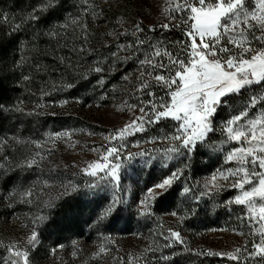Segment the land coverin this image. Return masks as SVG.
I'll use <instances>...</instances> for the list:
<instances>
[{
    "label": "rangeland",
    "instance_id": "1",
    "mask_svg": "<svg viewBox=\"0 0 264 264\" xmlns=\"http://www.w3.org/2000/svg\"><path fill=\"white\" fill-rule=\"evenodd\" d=\"M18 1L0 4V42L2 37H18L9 61L18 91L0 106V142L6 141L0 146V264H12L15 259L10 245L27 250L29 264H264V253L252 255L257 252L254 245L260 241L264 221L250 218L244 205L228 203L238 194L231 178L217 180L223 185L219 190L207 192L205 187L218 170L236 166L235 161L225 163L224 156L238 145L223 143L219 129L246 101L224 107L226 111L214 125L213 141L209 142V133L203 144L197 143L190 161L185 156L163 159L160 150L169 146L163 138L175 130L171 119L145 123L143 131L130 129L123 136L116 135L141 116V107L149 110V101L167 100L168 89L148 75L166 73L167 67L153 70L140 61L152 53L153 45L185 58L182 45L174 54L171 45L155 34L165 29L162 24L175 33L184 32L186 13L172 11L170 0ZM245 4L252 10L257 0H245ZM169 15L175 19L169 20ZM16 25L20 27L14 30ZM137 25L142 31H137ZM250 42L253 48L264 47L251 37ZM157 61L168 65L165 56ZM97 66L103 71H92ZM142 81L149 87L141 91ZM260 92L264 89L249 96ZM260 107L251 109L249 117ZM153 138L160 139L148 142ZM120 145L124 147L119 161L115 154L103 160L108 148ZM141 152L150 155L124 159L128 153ZM36 153L44 156L39 167L20 166ZM151 157L155 159L145 166ZM92 162L109 167L121 164L118 191L114 192L105 176L108 168L96 177L83 171ZM176 169H183V174L174 181L173 194L163 202H152L150 214L141 215L138 201ZM92 183L95 188L89 186ZM73 185L75 190H71ZM185 185L192 189L188 194H182ZM66 187L69 191L62 194ZM29 189L31 202H21L20 194ZM117 194L124 202L100 220L102 209ZM63 220L70 224L58 238L54 225ZM33 228L38 233L35 247L28 244ZM169 230L178 231L184 243L176 241L166 247ZM228 253L238 259H229Z\"/></svg>",
    "mask_w": 264,
    "mask_h": 264
},
{
    "label": "snow or ice",
    "instance_id": "2",
    "mask_svg": "<svg viewBox=\"0 0 264 264\" xmlns=\"http://www.w3.org/2000/svg\"><path fill=\"white\" fill-rule=\"evenodd\" d=\"M170 3L172 11L186 13L182 17L186 25L185 35L189 38V42L183 45L186 58L173 57L166 48L162 49L158 45H153L152 53L140 63L153 70L167 67L166 73L153 75V72H149L148 75L152 76L160 86L168 89V99L161 98L159 103L149 101L151 104L149 110L145 112V109L141 107V116L119 129L116 135L123 136L130 129L132 132L143 131L145 123L154 124L161 119H171L175 122V130L171 136L163 138L169 142L167 148L160 150L163 153V159L167 161L178 156H185L190 161L191 153L195 150L197 143L203 144L209 133L217 130L213 124L217 110L228 106L230 97L241 94L252 85H264V47L253 48L250 42L251 37L264 44V0H257V5L252 10L246 7L245 0H170ZM164 11L168 13L169 8L166 7ZM30 18L39 19L36 16ZM168 19L172 20L175 17L169 15ZM72 23L75 24L77 21L73 20ZM19 27L20 25H16L14 30ZM86 27V24L81 25L82 29ZM161 27L168 29L169 25L162 24ZM136 29L142 31L139 25ZM256 31H259L261 35L256 36ZM137 43L141 44L143 41H137ZM161 56L167 57L168 65L157 61V58ZM92 71L102 72L103 68L97 66ZM148 87L147 81H142L139 90L142 91ZM149 95L154 94L149 92ZM258 104L261 105L260 109L249 117L251 109ZM219 130L224 137L223 143L235 142L238 145L224 156L225 163L235 161L236 166L224 171L218 170L207 182L206 191L210 192L213 188L219 190L223 185L217 184L216 181H229L231 178V187L237 189L238 194L228 203L244 205L250 218L258 217V221H264V92L250 95L239 112L224 121ZM157 139L160 138H153L148 142L155 143ZM2 143L6 141L0 142V146ZM37 147H39L38 142ZM123 147L124 145L108 148L103 160L108 161V157L115 154V160L119 161L120 149ZM146 155L150 154L128 153L124 159L133 160L136 156ZM43 158V154L36 153L26 157L20 166L39 167L38 161ZM151 159L155 157L146 160L145 166L151 162ZM185 167H188L187 163ZM105 168H108L105 176L109 184L114 192L118 191L120 163H112L109 167L107 163L92 162L83 171L89 176L96 177L98 171L103 172ZM182 174L183 169H176L151 186L144 197L138 201L141 208L140 214L149 215L152 202L167 200L173 194L171 189L174 181L178 180ZM105 176H101L100 179H104ZM245 185L250 187L246 188ZM89 186L95 188L96 184L92 183ZM71 190H75L74 185ZM68 191L66 187L65 193L62 194ZM181 191L182 194H188L192 189L185 185ZM32 196L31 189L24 191L20 194L21 202H31ZM123 202L118 194L113 195L107 207L102 209L99 219L104 220L111 216ZM172 215L176 213L173 212ZM37 219L42 220L43 217ZM169 231L171 237L166 236L165 239L170 240V243L165 245L166 247H170L176 241L184 243L178 231ZM259 232L260 241L254 245L257 252L252 255L264 253V223L260 225ZM37 237L38 233L33 228L28 237V244L35 247L38 242ZM172 237H175V240H172ZM9 251L15 257L12 264H29L27 250L10 245ZM101 251L103 252L104 249ZM240 251L241 249H236L237 253ZM216 255L221 254L216 253ZM227 255L229 259H238L233 253Z\"/></svg>",
    "mask_w": 264,
    "mask_h": 264
},
{
    "label": "trees",
    "instance_id": "3",
    "mask_svg": "<svg viewBox=\"0 0 264 264\" xmlns=\"http://www.w3.org/2000/svg\"><path fill=\"white\" fill-rule=\"evenodd\" d=\"M5 1V2H4ZM0 0V4L2 5L8 4L9 0ZM18 0H14V4H18ZM10 4V3H9ZM2 10V11H1ZM0 12H3V9H1L0 6ZM2 13H0V18H2ZM155 36L158 37L159 40L164 41L165 44L171 45V49L173 50L174 54L176 52V47L179 45H185L187 42H189V38L185 35V31L176 32L172 29H162L161 32L155 34ZM18 43V37L17 36H6L2 37L0 42V106L5 104L7 100L15 96L18 89H16L14 84V76L15 74L11 70V66L9 64V61H12L11 59L14 58L15 54V48L17 47ZM170 48V47H169ZM181 52V51H179ZM182 53V52H181ZM184 54V53H183ZM186 58V57H185ZM264 85H257L251 89H248L246 91H242L239 95H234L229 98V102L233 103V106L237 105V101H247L249 94L253 91H263ZM168 99V98H167ZM226 111L224 107H221L218 109V113L213 118V124L215 125L218 120L220 119V116L223 114V112ZM214 139V133L210 135L209 142L213 141ZM63 213V212H62ZM61 213V214H62ZM62 223L55 226L54 235L60 238V236H63L68 229L67 226H69V222H65V220L61 221ZM230 264H237L234 262H231Z\"/></svg>",
    "mask_w": 264,
    "mask_h": 264
}]
</instances>
